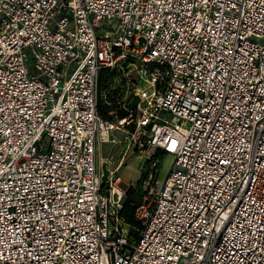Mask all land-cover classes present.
<instances>
[{"label":"built area","instance_id":"2783aa9c","mask_svg":"<svg viewBox=\"0 0 264 264\" xmlns=\"http://www.w3.org/2000/svg\"><path fill=\"white\" fill-rule=\"evenodd\" d=\"M0 264H264V0H0Z\"/></svg>","mask_w":264,"mask_h":264},{"label":"rangeland","instance_id":"374dc122","mask_svg":"<svg viewBox=\"0 0 264 264\" xmlns=\"http://www.w3.org/2000/svg\"><path fill=\"white\" fill-rule=\"evenodd\" d=\"M123 75V73H114L110 76L106 75L103 80L101 79V75L99 76L98 106L100 110L103 109L101 112L108 114V111L113 109L118 104V101L121 100L122 96L127 92V81ZM106 94L108 95V98H106ZM111 94L113 97L110 98ZM107 102H109L110 105H108ZM124 139V135L114 131L109 139L107 138L106 142L98 144V159L100 167L106 163L112 170L116 168L124 154ZM149 154L150 152H135L132 155L129 154V157L124 161L122 168L116 174L122 178V181L125 184L130 185L129 188H125L126 193L122 198L124 203L128 199V196L133 198L136 204L142 200L139 179L141 178L142 173L147 170V156ZM173 164L174 157L172 155L164 156L159 175L161 185L165 183ZM133 185L136 189H132L134 187ZM132 232L136 236L137 230L133 229Z\"/></svg>","mask_w":264,"mask_h":264},{"label":"trees","instance_id":"16d2710c","mask_svg":"<svg viewBox=\"0 0 264 264\" xmlns=\"http://www.w3.org/2000/svg\"><path fill=\"white\" fill-rule=\"evenodd\" d=\"M106 74H107L106 71L101 73V77H102L101 79L102 80L104 79ZM101 110H103V109H101ZM101 110H100V112H101ZM101 113H102L103 117L108 118V115L106 113H104V112H101ZM132 189H136V188H132ZM140 192H141V189H140ZM141 198H142V192H141ZM139 203L136 204L135 201L133 200V198H130V196H128V199L125 201V203H123V208L121 211V214L125 218L126 222L129 225L136 227V228L139 227V223L136 221L135 211H136V208L139 205Z\"/></svg>","mask_w":264,"mask_h":264},{"label":"water","instance_id":"95a60500","mask_svg":"<svg viewBox=\"0 0 264 264\" xmlns=\"http://www.w3.org/2000/svg\"><path fill=\"white\" fill-rule=\"evenodd\" d=\"M131 97H132V100H131V102H129L127 104V106L129 109L134 110L137 107V105L139 104L140 98L133 93H132ZM102 171H103V181L105 182V181H107V179L109 177V169H108V165L106 163L102 165ZM123 187L126 188L127 185L124 183Z\"/></svg>","mask_w":264,"mask_h":264}]
</instances>
